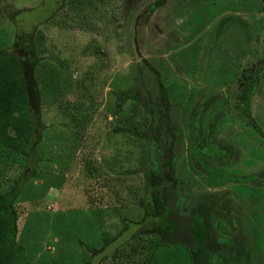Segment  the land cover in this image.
Masks as SVG:
<instances>
[{"label": "rangeland", "instance_id": "rangeland-1", "mask_svg": "<svg viewBox=\"0 0 264 264\" xmlns=\"http://www.w3.org/2000/svg\"><path fill=\"white\" fill-rule=\"evenodd\" d=\"M155 1L0 0L1 50L14 51L16 29L29 32L42 20L32 38L40 62L29 76L37 92L35 140L28 158L0 146V192L20 181L17 241L25 264H173L174 243L189 242L183 230L119 235L123 219L143 217L139 202L148 184L138 171L148 159L147 136L170 140L162 135L164 115L154 119L131 101L115 107L113 91L133 87L142 100L159 102L148 66L167 85L172 106L165 116L180 132L174 174L191 189L180 211L206 202L225 212L224 230L250 245L252 264H264V0H168L150 13ZM224 18L231 21L220 26ZM258 64L250 110L262 134L236 103L243 74ZM205 103L202 135L209 131L230 150L209 166L255 181L215 178L189 154L185 125ZM166 203L174 208L177 198L166 191Z\"/></svg>", "mask_w": 264, "mask_h": 264}, {"label": "trees", "instance_id": "trees-1", "mask_svg": "<svg viewBox=\"0 0 264 264\" xmlns=\"http://www.w3.org/2000/svg\"><path fill=\"white\" fill-rule=\"evenodd\" d=\"M66 1L68 0H62V2ZM167 1L156 0L150 6V13L162 7ZM11 17L9 12L8 19L12 20ZM229 21L231 19L224 18L220 26ZM37 23L33 24V30L26 33H21L16 29L17 33L12 44L14 51L0 49V146L25 158L30 155L37 133L31 102L32 94L36 95L37 92H32L29 80V76L35 77L40 62V58L34 53L35 47L32 41ZM29 69H32L30 73ZM148 69L155 75L159 102L152 104L149 100H142L139 91L133 87L113 91L116 99L115 107L120 109L127 101H131L147 107L154 119L159 115H164V123L167 122L165 128L168 129L162 135L170 140L168 145H164L161 137L159 138L161 141L158 139V142L150 135L147 136V140L150 141L147 152L148 159L144 163V167L138 171L145 177L148 184L147 193L139 202L144 212L143 217L140 221L135 222L123 219L124 228L119 235L127 231V240L134 238L137 234H174L183 230L187 232L189 242L187 244L174 243L170 251L174 259L173 264H252L250 245H245L237 235L224 230L225 226L230 223L225 212L211 208L206 202L190 204L185 211H180L191 197L189 181L177 178L174 174L175 147L180 132L165 116L172 106L167 85L161 80L158 72L150 66ZM249 79L250 81L245 82L238 93L237 104L242 106L243 114L251 127L257 133L262 134L250 112V99L259 85L260 70L258 69ZM206 108L207 103L191 110L185 125V138L189 154L199 167L215 178L235 183L255 181V176L238 177L209 166L208 159L225 156L230 153V150L220 148L211 139L209 131L201 135L200 123ZM117 131L124 132L126 130L119 129ZM132 133L137 134L136 131ZM32 174V178L36 176L35 171ZM166 191L174 194V197L177 198V203L174 204L175 209L170 208L166 203ZM19 194V180H14V184L9 189L0 192V264H25L26 262L24 249L17 241V223L20 212L17 209L16 201ZM175 213L182 219L184 227H181V224L177 225ZM130 227L132 229L128 232ZM110 241V239H106L105 246ZM77 244L92 254L96 251L83 240L77 239ZM156 245L170 246L164 240H158ZM166 257L170 256L166 255Z\"/></svg>", "mask_w": 264, "mask_h": 264}, {"label": "flooded vegetation", "instance_id": "flooded-vegetation-1", "mask_svg": "<svg viewBox=\"0 0 264 264\" xmlns=\"http://www.w3.org/2000/svg\"><path fill=\"white\" fill-rule=\"evenodd\" d=\"M260 67H261V65L260 64H258L257 65V67L255 68V70H251V71H246L244 74H243V81H241V83L239 84V88H238V93L241 91V88H242V86H243V84L245 83V82H247V81H250V79H249V77H251V75L252 74H254V73H256V71L259 69L260 70ZM254 96V95H253ZM252 96V97H253ZM238 94H237V100H236V103H238ZM251 97V98H252ZM250 101H251V99H250ZM206 104V103H205ZM207 106H208V103H207ZM237 106L238 107H242V106H240L239 104H237ZM207 109V108H206ZM243 109V108H242ZM250 112H251V110H250ZM246 118V117H245ZM164 121V120H163ZM167 122H165V124H166ZM164 127H165V125H164ZM166 129H168V128H166ZM202 135V134H201ZM211 139L213 140V138L211 137ZM214 141V140H213ZM215 142V141H214ZM217 144V143H216ZM218 145V144H217ZM219 146V145H218ZM220 148H222L221 146H219ZM223 150H226L227 148H222ZM229 150V149H228ZM227 154H229V153H227ZM226 156V155H225ZM217 158V157H216ZM175 209V208H174ZM174 216H178V214L177 213H175L174 214ZM176 221H178L177 219H176ZM180 224H181V227H184V225H183V221H181L180 222Z\"/></svg>", "mask_w": 264, "mask_h": 264}]
</instances>
